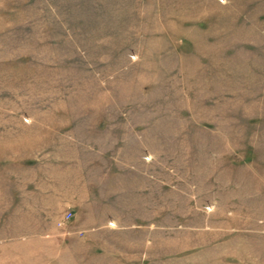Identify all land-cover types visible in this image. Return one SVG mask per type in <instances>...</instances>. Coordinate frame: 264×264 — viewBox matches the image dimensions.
Returning <instances> with one entry per match:
<instances>
[{
	"label": "rangeland",
	"instance_id": "rangeland-1",
	"mask_svg": "<svg viewBox=\"0 0 264 264\" xmlns=\"http://www.w3.org/2000/svg\"><path fill=\"white\" fill-rule=\"evenodd\" d=\"M0 264H264V0H0Z\"/></svg>",
	"mask_w": 264,
	"mask_h": 264
}]
</instances>
